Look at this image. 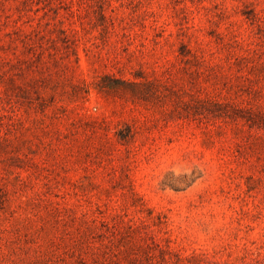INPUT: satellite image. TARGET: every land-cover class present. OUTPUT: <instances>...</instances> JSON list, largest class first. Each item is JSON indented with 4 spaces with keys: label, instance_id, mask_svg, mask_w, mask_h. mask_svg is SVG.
<instances>
[{
    "label": "rangeland",
    "instance_id": "374dc122",
    "mask_svg": "<svg viewBox=\"0 0 264 264\" xmlns=\"http://www.w3.org/2000/svg\"><path fill=\"white\" fill-rule=\"evenodd\" d=\"M0 264H264V0H0Z\"/></svg>",
    "mask_w": 264,
    "mask_h": 264
}]
</instances>
